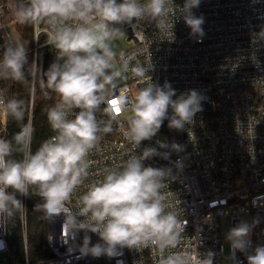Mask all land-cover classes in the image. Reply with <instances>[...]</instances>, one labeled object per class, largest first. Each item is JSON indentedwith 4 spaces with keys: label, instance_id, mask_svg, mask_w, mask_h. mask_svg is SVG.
<instances>
[{
    "label": "clouds",
    "instance_id": "obj_1",
    "mask_svg": "<svg viewBox=\"0 0 264 264\" xmlns=\"http://www.w3.org/2000/svg\"><path fill=\"white\" fill-rule=\"evenodd\" d=\"M200 3L14 0L12 10L17 23L46 26V44L55 50L56 58L45 71L36 59L29 63L22 37L9 36L3 45L0 80L26 89L27 99L16 93L9 95L7 88L0 87V109L6 122H14L19 129L11 137L0 135V221L18 217L25 226L27 211L17 194L27 196L32 190L43 200L36 210L43 212L45 219L65 216L66 238L84 233L77 246L84 256L111 258L125 248L140 253L147 249L152 264H213L212 251L201 254L196 246L183 247L186 222L176 206L168 203L172 193L165 191L168 181L175 178L173 168L145 165L146 160L156 156L169 160L172 153L184 152L185 146L156 140L155 146L137 152L143 141L157 136L165 120L169 129L177 131L194 125L197 113L203 111L205 97L196 89L177 95L168 81L163 85L154 83L149 76L154 69L151 56L147 64H131L138 53L127 55L115 46L125 34L124 25L139 31L144 21L154 24L158 31L170 28L173 32L174 25L182 20L190 29L189 35L202 42L205 20L193 11ZM261 41L264 27L251 37L253 45ZM129 73L137 80L150 78L134 96L122 84ZM37 90L44 101H53L42 108L53 134L33 151L34 116L29 119L26 113ZM126 112H130L124 133L131 144L128 158L105 169L102 179L87 184L76 196L90 175L91 150L102 133L112 131L116 114ZM189 137L194 139L191 131ZM172 163L177 172L182 170L183 158ZM258 223V218L251 223L242 221L225 235L233 255L236 251L245 253L247 264H264V245L249 252L250 235ZM88 233L96 234L98 242L92 243ZM137 264H143V260Z\"/></svg>",
    "mask_w": 264,
    "mask_h": 264
},
{
    "label": "built area",
    "instance_id": "obj_2",
    "mask_svg": "<svg viewBox=\"0 0 264 264\" xmlns=\"http://www.w3.org/2000/svg\"><path fill=\"white\" fill-rule=\"evenodd\" d=\"M175 2L182 5L184 0ZM13 3L14 0H0V53L5 40L13 36L11 29L17 31ZM193 11L205 20L202 42L189 35L190 29L182 20L174 25L173 32L170 28L158 31L154 24L144 21L139 31L130 25L123 26L130 46L120 52L138 53L131 64H147L151 56L154 69L149 76L154 83L163 85L168 81L177 95L196 89L205 97L203 111L197 113L194 125L177 131L169 129L165 120L157 136L143 141L137 152L155 146L156 140L185 146L184 152L172 153L169 160L156 156L146 160L145 165L173 168L175 178L168 181L165 191L172 193L168 203L176 206L186 222L183 247L196 246L201 254L210 250L215 254L213 264H221V219L225 217L232 227L258 218L259 223L250 235L249 252L264 245V41L256 45L251 42L252 34L264 27V0H201L199 8ZM41 34L45 39L38 43ZM173 34L174 40L170 41ZM48 35L46 26L35 25L33 46L28 51L35 55L38 47L47 45ZM128 75L122 84L133 96L150 79L137 80ZM128 115L130 112L116 114L112 131L101 134L88 157L89 178L76 196L82 194L87 184L102 179L105 169L128 158L131 144L124 135ZM189 131L194 139L189 137ZM5 134L6 118L0 109V135ZM180 158L183 168L177 172L172 162ZM22 197L24 200L25 196ZM74 201L75 196L73 207ZM209 216L211 220H206ZM47 221L48 256L35 263L26 259L25 264H137L141 260L143 264H152L147 249L140 253L125 248L122 254L111 258L84 256L77 247L82 243L83 232L66 238L63 214ZM22 228L25 232L23 224ZM88 235L92 243L98 242L96 234ZM1 253H9L7 224L2 221ZM230 258L232 264H247L246 254L236 251L233 255L231 246Z\"/></svg>",
    "mask_w": 264,
    "mask_h": 264
},
{
    "label": "trees",
    "instance_id": "obj_3",
    "mask_svg": "<svg viewBox=\"0 0 264 264\" xmlns=\"http://www.w3.org/2000/svg\"><path fill=\"white\" fill-rule=\"evenodd\" d=\"M16 29L20 36L31 43L33 41V26L17 24ZM45 35L41 34L38 43H42ZM33 46V45H32ZM2 54V53H0ZM56 52L48 45L37 48L36 54L32 50L28 51L29 63L33 59L41 65L43 70H47L49 65L55 60ZM0 86L9 90V95L16 93L27 99L26 89L11 81H0ZM55 99V98H54ZM53 101H44L39 95L38 90L36 94L29 101L27 118L31 119L34 116V124L36 133L32 142L33 151L39 146L40 142L52 135L46 116L42 113L44 104H51ZM19 129L12 121L6 122V134L11 137L12 134ZM17 198L22 201L27 211L25 233H23L22 223L18 217L12 221H7V242L9 246L7 264H25V260L35 263L48 256V221L44 218L41 211L36 210V206L43 203L42 198L30 190L27 196L17 194Z\"/></svg>",
    "mask_w": 264,
    "mask_h": 264
},
{
    "label": "rangeland",
    "instance_id": "obj_4",
    "mask_svg": "<svg viewBox=\"0 0 264 264\" xmlns=\"http://www.w3.org/2000/svg\"><path fill=\"white\" fill-rule=\"evenodd\" d=\"M11 31H12V35H13L12 37H17V36L21 37L17 33V31H15L14 29H11ZM124 31H125V34L118 41L115 42V46L117 47L118 52H120L121 50L130 46V42H128L126 39L125 28H124ZM23 40L26 43L27 49L32 47L34 40L31 41V43H29L25 39H23ZM231 228H232V226L230 225L229 219L227 217L221 219V233H222V240H223V245H224V257L221 260V264H232V260L230 258V244L225 239L226 233ZM23 233H25L24 230H23ZM7 260H8V253H1L0 254V264H7Z\"/></svg>",
    "mask_w": 264,
    "mask_h": 264
}]
</instances>
